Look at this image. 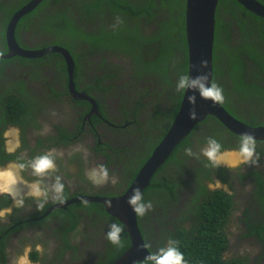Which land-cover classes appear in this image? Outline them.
<instances>
[{
    "label": "flooded vegetation",
    "instance_id": "obj_1",
    "mask_svg": "<svg viewBox=\"0 0 264 264\" xmlns=\"http://www.w3.org/2000/svg\"><path fill=\"white\" fill-rule=\"evenodd\" d=\"M5 4L17 7L18 2L0 0V7ZM47 11L50 23L48 32L41 27L43 20L40 21L42 17L39 14L40 18H34L31 27L19 31L16 41L22 48L35 50L56 46L57 44H47L56 42L53 34L58 35L60 40L67 38L73 43L77 42L75 50L79 54L80 84L75 82L73 71V83L77 92L70 90L67 74V93H57L64 90V80L53 60L39 63L33 70L23 67L16 59L4 65L0 77V171H15L14 165L26 163L37 155L55 149L62 156L57 158L58 171L53 174V178L55 175L62 177L68 190L64 197L85 194L113 197L115 195L101 193L113 190L116 194L118 192L115 188L118 187L122 191L128 178V166L133 165L136 156L143 155L145 150L156 144L171 121L169 113L173 103L170 94L162 88L159 65L154 64L155 71L152 73L145 68L143 60L148 58L147 54L139 58V63H134L129 50L126 47H123L125 52L117 50L118 45L115 46L114 41L115 49H111L112 51H107V47L103 50L84 44V33L90 31L92 23L86 20L83 12L70 0H50ZM161 15L141 20L144 34L156 32V23ZM228 21L222 23V27L233 32L234 39L245 48V41L250 33L239 34L236 23H227ZM69 22L72 29L76 28L77 33L74 34L80 36L71 38L70 33L63 34ZM35 28L38 31L33 33ZM152 40L154 48L150 53L151 57L158 48V36ZM249 43L257 46L256 50L250 46L255 60L244 54L241 56L247 69L246 81L253 84L252 92L242 94L224 91L225 101L221 104L243 123L250 121L252 116L257 121L264 118V37L255 33L250 36ZM57 46H62L71 53L65 45ZM2 49L0 43V51ZM6 52L7 45L6 51L1 53ZM72 52L75 51L72 49ZM49 54H56L64 60L57 52L31 59L37 60ZM87 84L94 88L86 90ZM9 89L17 93L21 101L18 106L23 108L15 123L12 119L4 118V105L1 102ZM86 96L91 100L86 99ZM126 112L130 115L126 116ZM137 121L142 129H138ZM211 122L215 123L213 120ZM201 123L202 121L187 135L180 151L175 153L177 161L170 160L157 174L158 179L166 181L171 189L161 187L160 193L148 191L144 194L145 201L150 200L153 204L152 210L143 219L147 220L145 228H150V244L153 243L152 248L161 244L162 228L166 227L167 232L173 228L174 223L190 229L196 222L195 210L204 202L206 194L222 192L227 197L228 212L222 224L227 242L223 257L232 259L249 254L253 263L260 255L259 259L263 261L264 240L256 232L253 233L251 228L264 226V139L256 140L257 151L262 156L260 166L241 165L229 169L222 165L213 168L202 155L199 158L189 157L185 155L184 149L191 147L193 152L199 154L207 138L212 137L222 145V151L233 152L239 148L240 136L225 130V127L218 132L215 124ZM100 164L109 169L110 176L118 177L117 184L109 183L98 187L87 178L86 171ZM18 177L25 182L17 188L22 193L27 192L25 184L37 179L31 175L30 169L19 172ZM50 182V179L45 181ZM260 182L262 188L259 187ZM70 201L68 198H64L63 202L49 199L38 210L37 202L25 197L24 207L17 208L10 196L0 194V205L7 203L0 206V210H11L6 219L0 220V264H15L16 259L25 254L30 264H96L99 255L103 256L106 252L105 234L108 224L106 220H99L98 216L90 219L80 215L77 227L64 234L61 229L69 224L67 218L52 212L67 208L69 205H60H67ZM46 205L47 208L44 209ZM55 205L59 207L50 210ZM64 238L70 241L72 248L64 246ZM253 241L262 244V248L251 250L249 244ZM33 252L37 253L36 258L33 257Z\"/></svg>",
    "mask_w": 264,
    "mask_h": 264
},
{
    "label": "trees",
    "instance_id": "obj_2",
    "mask_svg": "<svg viewBox=\"0 0 264 264\" xmlns=\"http://www.w3.org/2000/svg\"><path fill=\"white\" fill-rule=\"evenodd\" d=\"M16 1L18 2L17 7H14L13 4L10 6L8 4H5L4 6L0 7V43L2 44L3 48L0 53L6 51L5 32L10 18L17 9H19L29 0ZM48 1L50 0H42L33 10H31L18 20L14 31L15 39L17 41L19 31L22 28L26 29L31 27V23L34 21V18H40L39 14L42 17L40 21L43 20L41 27L44 30H47V32L50 30L49 13L47 11ZM53 1L56 2V0ZM70 1L76 5V8L78 10L83 12V15L87 18L86 20L92 23L90 31L84 33V44H87L92 48H99L103 50L105 49V47H107V51H112L111 49H115L116 45H118L117 50L122 49L124 51L123 47H126L133 57L134 63H139V58H141L142 55L147 54L148 58L144 59L143 57V63L145 64V68L149 73L155 71L154 64L159 65L161 71L162 88L166 93L170 94L169 97L171 98V102L173 103V105L172 110L169 113L171 121L168 123L162 135L159 137L158 141L156 142L157 144L168 131V128L177 113L183 95V92H177L175 90V85L179 75L187 74V47L184 28L185 0ZM259 1L264 4V0ZM153 10H155L156 12H153ZM162 12L164 13L161 15ZM157 15L161 16L156 23V32H152L148 35L144 34V30L142 29L143 27L141 26V20H143V18L145 17H148V20H150ZM226 20H229L227 23H236V25L238 26V30L236 31H238L239 34L248 35V32L250 33L247 40L245 41V48L242 44L239 45V41H236L234 39L233 32L228 31L226 27H222V23L226 22ZM144 22L146 21H143V23ZM71 27L72 24L71 22H69V25L63 31V34L70 33L71 38L80 36L75 35L74 32L77 33L76 28L72 29ZM221 27L224 30H222ZM37 31L38 29L36 28L32 30L33 33ZM236 31H234V33H236ZM255 33L264 37V18L259 17L246 10L235 0L218 1L215 11L213 76L211 82H215L216 84H218L223 89V94L225 93L224 91H235L236 93L242 94L252 92L253 84L249 81H246L247 69L245 66V60L241 55L244 54L247 58L255 60L250 46H253L254 50H256L257 46L249 43L250 36L254 35ZM157 36L159 39L158 48L155 52V55L151 57L150 53L153 52L154 48L152 42L153 40H156H152V38ZM52 37H55V40L58 43L55 42L47 44H62L69 48L71 52L70 54L72 55V58L74 60V80L76 83H78V75L80 74L81 68L79 65V60L77 59V56H79V54L76 53L75 50L77 42L73 43L71 39L69 41L67 38L60 40L58 35L54 34L52 35ZM113 41L115 42V46L113 44ZM37 45H39V43ZM44 45L46 46V44ZM247 45H249V47ZM72 49L73 51H75L74 53L72 52ZM15 59L18 60V62L23 67H30L32 70L38 67L39 63H47L50 60H53L56 64V67L61 72L64 80V90L57 93H67L66 64L65 61L56 54H49L37 60L21 56H14L10 59L0 58V77L2 76L4 65ZM105 77L108 78L107 76ZM100 78L101 77H99L98 80H100ZM220 82H224V84H219ZM255 85L257 84L255 83ZM89 88H94V86L91 84H87L86 90H88ZM257 88L259 89L258 85ZM3 97L4 99L1 100V102L4 105V118L12 119L11 121L15 123L18 120L20 112L23 110L21 106H18V104L21 103L20 98L17 93H14L10 89L6 90ZM133 113L135 114V111ZM125 114L126 116L130 115L128 112H126ZM133 119L136 120V117L133 116ZM256 119V117L252 116L250 117V121L246 123L250 126L264 124V118L258 121ZM211 120H213L215 123L211 122ZM201 124H215V129H217L218 132L225 129L224 126H222L212 116H207ZM138 126V129H142L139 122ZM186 140L187 137L173 149L168 159L160 168H158V170L152 176L149 186H147L143 190V196L148 191H152L153 193H160L161 187L171 189V186L168 185L166 181L158 179L157 174H159L160 171L165 168L170 160L175 161L177 159L175 153L178 150L180 151V147ZM154 146L145 150L143 155L140 156L139 154L138 156H136L133 165L128 166V178H126L127 181L122 191L121 188L118 187L115 188V191L118 192L116 194L113 190H107L106 192L101 194H122L133 181V178L135 177L137 171L147 160ZM261 184L262 182H260L259 187L262 188ZM67 192L68 190L65 187L64 194H66ZM219 193L214 191L208 192L206 194L207 197H205L204 202L201 203L200 206L195 210L196 222L192 224V227L190 229L180 227L176 223H174L173 228L171 230H168L167 232L165 229L166 227L162 228V243L156 247H165L169 239L179 241L178 247L184 253L187 264H252L250 262V255L248 254L232 259L223 257V251L227 246V242L222 229V224L225 221L228 212L226 208L227 197L222 192ZM64 198L69 199L71 197L66 196ZM6 204L3 203L0 206H4ZM46 208L47 205L44 209ZM76 211H79V213H76ZM52 213H59L60 215H63L67 218L69 224L67 226L62 225L65 227L61 229L64 234H66L67 231L74 230L77 227L79 218H81L80 215H84L90 219H94L96 216H98L99 220H106L105 222L107 224L111 222L118 223L124 229L123 233L121 234L122 245L120 247H115L107 241V245H105L106 248L104 247L106 252L105 254H103V256L99 255V260L96 264H112L130 246L129 236L125 231L124 225L116 218L109 215L105 211L101 203L84 201L73 202L67 208L55 209ZM145 217L146 215L143 217L137 216V222L144 243L149 245L147 249L151 253L157 251V248H152L153 243L150 244V242H152L149 236L150 228H145V224L147 223V220H143ZM251 231L253 233L256 232L261 237V239L264 240V236L262 235L264 234V226H260L259 228L252 227ZM158 235H160V232L158 233ZM63 244L66 248L73 247V245H70V241L67 238L63 239ZM36 255L37 253L33 252L34 258H36ZM137 264H151V262L145 259L141 262H138Z\"/></svg>",
    "mask_w": 264,
    "mask_h": 264
},
{
    "label": "water",
    "instance_id": "obj_3",
    "mask_svg": "<svg viewBox=\"0 0 264 264\" xmlns=\"http://www.w3.org/2000/svg\"><path fill=\"white\" fill-rule=\"evenodd\" d=\"M42 0H29L14 12L10 18L5 32L7 52L0 57L8 59L12 56L25 58H37L49 52L60 53L65 62L68 74L70 90L77 92L73 83L74 62L68 50L62 46H48L39 50L25 49L19 46L15 39L14 31L18 20L33 10ZM219 0H185L184 7V28L187 47V74L196 76L206 72L209 81L213 76V43L215 32V11ZM240 5L251 13L264 18V5L257 0H236ZM206 60L207 67L201 69L200 61ZM189 90L183 92L181 102L175 117L173 118L168 131L158 144L153 148L151 154L139 168L133 181L128 188L120 195L113 197L83 195L72 199L70 202L82 200L88 202H99L104 206L105 211L116 218L124 225L129 236L130 246L112 264H137L145 260L150 253L144 245L141 232L138 228L137 216L127 203L128 197L134 188L141 192L149 185L150 180L159 167L167 160L173 149L203 121L207 116H212L219 121L227 130L241 137L243 133H251L256 140L264 139V126H250L233 117L221 104L213 105L210 100H203L197 93L195 105L197 117L189 118V109L192 107L187 100L191 95ZM86 99H90L86 96ZM91 100V99H90ZM111 202V207L108 206ZM52 206L50 210L58 208ZM65 207V205H60Z\"/></svg>",
    "mask_w": 264,
    "mask_h": 264
},
{
    "label": "clouds",
    "instance_id": "obj_4",
    "mask_svg": "<svg viewBox=\"0 0 264 264\" xmlns=\"http://www.w3.org/2000/svg\"><path fill=\"white\" fill-rule=\"evenodd\" d=\"M0 55H2V53H0ZM200 67L201 69L206 68L207 61L201 60ZM175 90L177 92H187L189 90L192 92L191 95L187 96L188 103L192 106L188 113L190 119H196L197 117L195 108L197 103V93L201 99L212 101L213 105L223 104L225 101L223 89L215 82H210L206 72H202L201 74H198L194 77L188 74L179 75L175 85ZM184 152L185 155L189 157L195 156L196 158H199V156L202 155L213 168H219L222 165L227 166L229 169L237 168L241 165L258 167L260 166L259 161L262 157L261 153L257 151L256 138L251 133L241 134L239 148L233 152L222 151V145L212 137L207 138V142L205 146L200 149L199 154L193 152L191 147H186ZM60 156H62V153H58L55 149H53L43 154L37 155L26 163L14 165L15 171H0V194H6L10 196L17 208L24 207L25 197H30L35 200L37 202L36 207L38 210L43 208L44 204L47 203L49 199L63 202L65 185L62 182V177L55 175L53 178V174L58 171L56 161ZM26 169H30L31 175L37 179L30 184H25L27 187V192L22 193L17 191V188L19 184L25 182L22 180V178L18 177V173ZM86 176L94 185L98 187L107 185L109 183L115 185L119 182L118 177L115 175L110 176L109 169L103 164L88 169L86 171ZM49 179L51 182L45 183V181ZM98 195H100V193ZM77 197L79 196H73L69 198V200ZM80 201L82 200L74 202ZM71 203L65 205V207ZM127 203L138 217L145 216L153 208L152 202L150 200L145 201L144 196L138 187L132 190V194L128 197ZM108 206L111 207V202H108ZM10 211V209L0 210V220L6 219L10 214ZM123 231L124 229L118 223L111 222L108 224V231L105 234V238L113 246L120 247L122 245L121 234ZM178 244L179 241L169 239L165 247H161L157 251L149 253L146 257V260L150 261L151 264H187L184 253L180 250ZM141 247L147 248L149 245L144 244ZM15 264H30L27 254L19 256L16 259Z\"/></svg>",
    "mask_w": 264,
    "mask_h": 264
},
{
    "label": "rangeland",
    "instance_id": "obj_5",
    "mask_svg": "<svg viewBox=\"0 0 264 264\" xmlns=\"http://www.w3.org/2000/svg\"><path fill=\"white\" fill-rule=\"evenodd\" d=\"M237 229H238V227H237ZM250 238H253V237H250ZM246 239H248V238H246ZM246 239H244V240H246ZM253 240H255V239L253 238ZM248 243H249V241H248ZM248 243H247V244H248ZM263 245H264V244H263ZM249 246H250V249L253 250V251H255V249H260V248H262V244H260V243H258V242H256V241H253L252 243H250ZM248 255H249V254H248ZM259 258H260V255H259V257H258L257 260L253 261V263H252V260H251V259H250V262H251L252 264H264V260L262 261V260H260Z\"/></svg>",
    "mask_w": 264,
    "mask_h": 264
},
{
    "label": "bare ground",
    "instance_id": "obj_6",
    "mask_svg": "<svg viewBox=\"0 0 264 264\" xmlns=\"http://www.w3.org/2000/svg\"><path fill=\"white\" fill-rule=\"evenodd\" d=\"M232 115V114H231Z\"/></svg>",
    "mask_w": 264,
    "mask_h": 264
}]
</instances>
